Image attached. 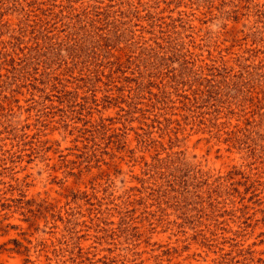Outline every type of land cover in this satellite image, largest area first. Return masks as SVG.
I'll list each match as a JSON object with an SVG mask.
<instances>
[{"label": "rangeland", "instance_id": "1", "mask_svg": "<svg viewBox=\"0 0 264 264\" xmlns=\"http://www.w3.org/2000/svg\"><path fill=\"white\" fill-rule=\"evenodd\" d=\"M0 264H264V0H0Z\"/></svg>", "mask_w": 264, "mask_h": 264}]
</instances>
